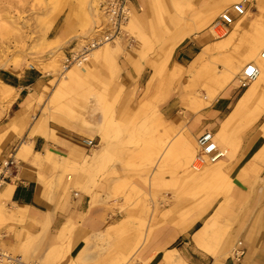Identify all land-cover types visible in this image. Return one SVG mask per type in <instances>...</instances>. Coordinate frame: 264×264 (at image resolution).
<instances>
[{"label":"rangeland","instance_id":"374dc122","mask_svg":"<svg viewBox=\"0 0 264 264\" xmlns=\"http://www.w3.org/2000/svg\"><path fill=\"white\" fill-rule=\"evenodd\" d=\"M6 1L0 0V27L9 21L8 10L4 8L13 3L10 16L16 19L19 26L28 23L39 37L38 43L44 38L43 25L50 21L54 8L63 3L65 10L49 31L51 41L47 42L45 49L35 48L26 56V62L20 73H37L39 78L23 98L10 109L8 115L1 116L0 137L2 136L3 140L0 156L8 148L9 156H15L19 148L29 141V129L34 120L49 118L50 115H52L50 127L59 133L58 137L77 140L78 145L85 150L84 155H92L101 140H104L108 154L100 162L89 165L82 163L84 156L78 151L70 150L65 154L53 149L54 153L71 158L73 163L69 168L65 167L66 165L58 167L52 163L47 164L45 161L38 165L41 170L50 172L47 179L41 176L42 196L56 205L55 209L65 211L73 200L80 203L83 197L87 196V190L92 188V180L95 179L98 185L92 189L94 197L92 199L88 196L90 203L87 206L90 210L79 215L77 221L69 219L60 232L59 241L47 253L44 243L49 235L48 229H43L38 237L28 234L23 241L25 244L29 243L28 248L25 245L20 246L21 244L12 250L0 246L3 251L13 256H21L27 263L37 261L38 264H78L69 258L67 249L73 245L77 230L85 228L89 234L84 240L90 242L94 248L92 256L84 264H146L144 251L147 246L153 244L157 230L163 227L169 230L176 228L180 225L184 214L193 210V207L199 203L205 207L211 204V207L190 229L180 233L170 246L179 252L186 264H189L188 257L192 250L206 254L197 249L192 242V235L197 227L201 228L206 223L216 222L223 228L221 239L213 245L212 253H217L225 243L229 242L230 253L225 261L231 260L237 249L245 252L241 262L248 250L247 241L254 242L260 247L263 245L264 160L251 176L255 185L254 193L239 201L233 197L232 192L218 196L213 189L201 191L188 189L175 175L178 171L177 159L176 155L171 154L176 140L180 137H189L187 129L195 125L198 118L204 120L203 111L194 112L190 108V100L198 94L206 95L207 89L206 81L194 75L183 74L175 77L173 81H167L166 78H169L177 63L173 61L172 56L165 66L161 47L180 27L181 20L191 14V6L198 11H205L208 5H212L211 17H215L214 21H219L221 13L227 12L225 10L232 12L233 0H152V4L149 1L137 0V11L143 21L141 30L150 38L151 47L142 45V34L138 30L131 31L135 35V39H132L128 33L131 28H125L129 37L126 36L121 41L123 52L116 55V62L120 68L119 74H116L118 76L111 66L103 63L99 56L101 52L94 51L83 67H88L91 75L85 87L78 91L80 97L66 93L59 105H51L50 96L56 88L54 85L49 86L47 97L41 103L35 101L27 123L18 127L17 132L5 135L6 125L19 110L24 98L31 93L40 95L53 80V77H46L37 69H30L27 66L28 62L33 59L49 62L54 56L56 57L54 53L57 49L61 48L60 62L63 65L66 56H70L73 50H77L94 38L95 27L102 21L99 7L102 0H95L99 5L91 13L89 11L90 24L86 23L82 8L84 5L88 7L94 0H13L10 4ZM260 4H264V0H247L243 4L246 14L236 21L243 20L245 16L247 20L259 16ZM71 11L76 18L74 30L69 35L62 36L65 18ZM245 22L243 25L245 35L241 39L226 51L216 50L210 54L209 59L217 62L218 69L224 68L225 58H230L238 65L242 64L254 48L252 37L246 34ZM228 30L230 31L231 28L228 27ZM208 32L207 28L198 33V40L207 38L205 46L211 45L213 49L218 39L210 37ZM2 42L0 38V45ZM135 61L141 62L144 66L141 76L137 78L131 73V63ZM189 65L190 63L184 67ZM73 67L71 66L70 69ZM242 71L243 68L240 73ZM3 73L9 72L0 70V74ZM154 73H158V76L156 75L155 81L150 85ZM237 79L239 80V76ZM106 85H110L108 96L110 107L109 105L106 107L99 98H96L105 92ZM247 88L248 86L240 87L239 82V87L233 89L236 92L235 105ZM261 107H264V95L253 104L252 110ZM232 110L221 119L224 121ZM69 112L84 118L90 129L87 132H80L79 129L82 127L75 124L77 122L73 123L72 120L67 119L70 117ZM154 113L161 114L165 119L167 123L164 128L153 121ZM251 116L252 114L249 118ZM221 122L217 124L220 125ZM263 125L264 113L251 127L247 126L244 118L230 127L228 134L232 147L229 151L233 158L228 167L235 169L244 140L252 135L262 136ZM209 130H213L212 132L216 134L217 127ZM202 134L203 132L194 135V141ZM83 140H94L96 147L87 148L83 145ZM165 150H170L168 152L170 159L165 166L163 165L165 161L162 163L164 168L161 170L163 171L161 175L157 164ZM16 162L19 167L21 161L16 158ZM234 169L230 173L232 180L241 189L247 190L237 178L240 171L233 173ZM94 211H98L99 214L94 215ZM11 221L16 220H10L6 216L0 220V228ZM16 222L22 224L24 220ZM79 222L81 226L77 225ZM90 222L93 224L91 228L88 227ZM97 222L98 226L95 227L94 224ZM208 256L211 258L210 264H214L215 260L211 255ZM240 262L237 264H241Z\"/></svg>","mask_w":264,"mask_h":264},{"label":"bare ground","instance_id":"6f19581e","mask_svg":"<svg viewBox=\"0 0 264 264\" xmlns=\"http://www.w3.org/2000/svg\"><path fill=\"white\" fill-rule=\"evenodd\" d=\"M12 1L13 0H7L6 3L10 4ZM142 1H149L151 4L153 3L152 0ZM246 1L247 0H233L232 2L234 5H243ZM12 5L13 3L7 6V8H4L5 10H8L7 14L9 17L8 15L7 17L9 21H6V23L0 27V38L3 40L2 44L0 45V70L21 75L20 72L24 67V62H26V56L31 54L35 48L45 49L47 42L51 41L49 31L51 30L55 21L64 12L65 5L61 3L60 5L56 6L51 15L50 21L44 23V38L40 43H38L40 40L37 39L39 37L35 35L28 23L19 26L16 19L10 16ZM98 5L99 4H97L94 0L88 7L85 5L83 6L82 9L84 19L86 20L87 24H90L91 22L89 19V11L91 13V11L96 9ZM190 8L191 14L181 20L180 27L171 36L170 40L162 45L160 51L164 56V64L166 66L177 48L192 35L200 33L208 28V34L210 37L218 39V41L214 43L213 49L210 47L211 45L205 46L202 52L197 55V57L193 62L190 63L188 67L185 68L182 65L176 64L175 69L171 71L169 78H166L167 81H173L175 77L181 76L183 74H189L197 76L199 79L206 81L205 87L207 89V94L203 96L198 94L197 96L192 97L190 100V108L194 112H201L207 108H210L218 96H227L235 87H239L240 76L242 74V72L240 73L241 68L244 70L250 64L254 63V65L259 70V75L254 82L248 85V88L238 100L229 116L224 121H222L220 125L216 124L214 126L208 127L209 129L217 127L216 134L213 133L212 130L209 131L213 133L215 142L223 153V157L215 163H206L198 170L194 169V163L197 155L199 154V138L196 139V141L193 139V125L187 129L189 137L178 138L174 145L175 148L172 149L171 154L176 155L177 159L176 166L178 171L175 175L183 184H185L188 189L200 191L213 189L218 193V196L228 195L230 192H232L233 197L236 200L242 201L255 191V185L254 182H252L251 176L257 170L260 162L264 160V146L252 157V159L240 170L239 174L237 175L240 183L247 189L243 190L234 183L230 176V173L233 171L234 167H228L231 159L233 158L229 151L230 147H232V141L230 140L228 131L230 127L241 118L245 119L248 127H251L259 121L264 113V107L254 109V111L252 110L253 104L264 95V4H260L258 6V12L260 14L259 16L251 20H247L248 18L245 16L243 20L236 21L234 24L229 26L231 28L230 31L228 30V26H224L219 21H214L215 17H211L212 5H208L205 11H198L194 8V6H191ZM223 13H221V15ZM19 19L21 18L19 17ZM244 22L245 27H247L246 34L252 37L254 48L250 51L249 56L242 64L238 65L230 58H225L224 68L221 70L218 69L217 62L211 61L209 59L210 54L216 50L226 51L236 41L241 39V37L245 35L243 31ZM75 23L76 18L71 11L70 14H67L65 18L64 29L61 33L62 36L69 35L74 30ZM127 27L131 28L130 31L128 29L127 30L129 31L128 33L131 35L132 39H135V35L131 31L138 30L142 34V45L144 47H151L150 38L146 36V34H144L141 30L143 28V21L136 9L133 11V15L131 16L126 28ZM47 35L48 38H46ZM123 39L115 41V43H106L103 46L95 47V50L91 52V55L94 51L101 52L99 56L103 60V63L111 66L115 75L119 74L120 72L119 65L116 62V55L123 52L121 45V41ZM60 50L61 48L57 49V51L54 53L56 57L54 56V58L49 62L42 60L36 61L34 59L31 62H28L27 66L30 69H37L44 76L53 77V80L48 84V86L44 88L40 95L37 96L36 94L31 93L24 98L20 104L19 110L16 112L15 116L11 117L10 122L6 125L5 135L11 132H17L18 127H22L27 123L29 116L34 109L35 101L41 103L47 97V94L50 90L49 86L54 85L56 88L54 93H52L50 96L51 105H59L62 97L66 93L74 94L73 97H80L78 91L85 87L86 81L91 75V71L88 67L83 68L86 64L82 66L75 64L73 65L74 67L72 69H70L71 66L65 67L64 63L62 65L60 62V54H62V52H60ZM65 60L66 57L64 58V62ZM131 66L132 75H134L135 78L141 76L144 69L143 64L139 61H135L131 63ZM154 74L155 75L149 82L150 85L155 81L156 75L158 76V73ZM238 76L239 80L237 79ZM106 86L105 92L96 96V98H99L101 103L107 107L109 105L108 96L110 95V85ZM20 93L21 89L0 80V118L2 115H8L10 109L19 99L21 95ZM69 114L70 117L67 119L72 120L73 123L74 121L77 122L75 124H78L80 127H82V129H79L80 132H87V130L90 129L85 123L84 118L77 117L72 112H69ZM250 114H252L251 118H249ZM51 116L52 115H50L49 118H39L34 120L29 129V141L25 142L19 148L15 154V159L17 158L19 161L29 162L32 158H37L40 163L45 161L47 164L52 163L58 167H63L64 165H66L65 167L67 168L71 167L73 160H71L69 157L60 156L49 150H46L45 154L34 152L33 141L36 138H42L48 142H61V139L58 137L59 133L50 127V118H52ZM152 119L160 127L164 128L166 126L167 122L161 114L154 113ZM200 123L201 120L198 118L196 124ZM202 131L203 133L206 132L204 130ZM262 133V136L264 137V125L262 126ZM2 140L3 139L1 136L0 153ZM74 142L73 143L76 145L68 144V146H70L69 149L72 151H78L82 154V156H84L82 163L84 162L85 164L89 165L93 163L96 164L108 154V151L105 150L104 140H101L100 145L96 147L97 149L93 151L92 155H84L85 150L80 145H78L77 141ZM169 151L170 150H165L158 159L157 165L160 168L159 173L161 175L163 174V171L161 170L164 168L162 167V163L165 161V163H163L165 166L170 159V153H168ZM73 158L75 159V157ZM68 180H71V178H68ZM97 185L98 182L93 179L92 188H88L87 196H91L93 199L94 195L92 194V189L97 187ZM14 188L15 187L13 184H8L5 191L0 194V220H3L6 218V216H8L10 220L23 222L25 214L28 213V207L19 206L13 203L11 209L7 208V203L11 201ZM210 207L211 204L205 207L199 203L193 207V210H190L188 213L184 214L180 225L176 228L170 230L166 227L159 228L156 232L153 244L147 246L144 251V259L146 261L145 263L148 264L160 250H163L165 251L163 258L164 264H186L176 249L168 247L172 245L180 233L190 229L195 224V222H197V220H199L201 216H203L208 211ZM222 229L223 228L218 226L216 222L211 224L206 223L193 234L194 245L206 254L211 255L215 260L214 264H222L230 253V247L228 245L229 242L225 243V245H223V247L217 253H212V250L214 249L213 245H216L221 239V233L223 231ZM85 241L87 240H84L85 247L81 250L76 258H73V261L78 264H84L92 256L91 253L94 246L90 242ZM24 245L28 248L29 243L25 244L22 242L20 246L23 247ZM71 250L72 246L67 249V253H70ZM235 251H237V249ZM5 254L9 255L10 253L6 252ZM246 259H248V257ZM33 263L38 264L39 262L36 261Z\"/></svg>","mask_w":264,"mask_h":264},{"label":"crops","instance_id":"0c3cea01","mask_svg":"<svg viewBox=\"0 0 264 264\" xmlns=\"http://www.w3.org/2000/svg\"><path fill=\"white\" fill-rule=\"evenodd\" d=\"M234 15L236 20L240 18L238 15ZM197 34L198 33L189 37L177 48L173 54L174 62L185 66L194 61L199 54V51L207 43V38L198 40L199 36ZM38 78L39 76L37 73L29 72H25L21 75L10 72L0 74L1 81L21 89V95L14 106L20 99L23 98V95L33 84H35ZM235 95L236 92L233 90L227 96L220 95L219 98L213 102L210 108L203 110V113L205 114L204 120L201 121L200 124L194 125V128L192 129L193 136L203 132L202 130L209 131V126H214L217 122L223 121L221 118L226 116V114H228V112L235 107ZM60 139L61 142L55 143L48 142L42 138H36L33 141L34 152L45 154L46 150L53 152V149H56L67 154V151H70V146H68V144H74V141H77L75 139ZM263 146L264 138L261 135H252L244 140L242 150L238 156V163L235 166L233 173L240 171L243 166L251 160L260 149H262ZM9 152V148L2 152L0 162L5 158L13 156H9ZM39 164L41 163L37 160V158H32L29 162L21 161V165L13 170L11 180L7 183V185L13 184L15 187L12 193L11 201L8 202L7 208L11 209L13 203H15L19 206L28 207L29 210L24 216V223L21 224L16 221H11L0 228L1 247L4 246L6 249L12 250L25 241L28 234L33 237H38L41 235L43 229H48L49 235L44 243L45 253H47V251L52 246H55L59 241L60 232L67 224L68 220L72 219V221H77L79 215L89 212L90 210L89 206H87V204L89 205L90 203L88 201V196H84L80 203L73 200V203H71L65 211L55 209L56 205L51 204L42 196L43 186L41 183V176H44V178L47 179L50 176V172H48V170H41L38 166ZM6 186L1 193L5 191ZM93 214L95 215L99 213L98 211H94ZM77 225L81 226L80 222ZM94 226H98V222L95 223ZM88 227H93V224L90 222ZM88 227L86 226V228ZM88 234L89 233L85 228H79V230H77L74 236L72 250L69 253V258L73 259L79 255L81 250L84 248V239ZM262 241L263 245L261 247L258 244L256 245L254 242L247 241L248 250L245 257L240 262L241 264H264V239ZM168 248L171 247L169 246ZM164 254L165 251L160 250L148 264H164ZM247 257L248 259H246ZM188 262L189 264H210L211 258L198 250H192L188 257ZM224 264L237 263H234L231 258V260L225 261Z\"/></svg>","mask_w":264,"mask_h":264},{"label":"built area","instance_id":"2783aa9c","mask_svg":"<svg viewBox=\"0 0 264 264\" xmlns=\"http://www.w3.org/2000/svg\"><path fill=\"white\" fill-rule=\"evenodd\" d=\"M137 0H102L100 4V13L102 21L95 27V36L86 44L82 45L77 50H73L70 56H66L64 62L65 67H70L75 64L84 65L89 61L91 52L95 47H100L106 43H115L128 34L125 28L136 9ZM243 17L246 14V9L242 4L233 6V10L223 13L219 22L224 26H231L236 22L235 15ZM259 75V70L254 64L246 67L240 76V87L245 88L250 83L254 82ZM83 143L88 148H95L94 140H83ZM199 154L194 163V169L198 170L206 163H215L223 157V153L215 142V137L212 132L206 131L198 139ZM18 167L15 157L5 158L0 162V194L7 183L11 180L13 170ZM5 252V251H4ZM0 248V264H37L27 263L21 256H13L5 254ZM244 250H237L233 255V262H240L244 256Z\"/></svg>","mask_w":264,"mask_h":264},{"label":"trees","instance_id":"16d2710c","mask_svg":"<svg viewBox=\"0 0 264 264\" xmlns=\"http://www.w3.org/2000/svg\"><path fill=\"white\" fill-rule=\"evenodd\" d=\"M199 229V227H197V230Z\"/></svg>","mask_w":264,"mask_h":264}]
</instances>
